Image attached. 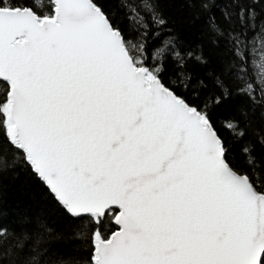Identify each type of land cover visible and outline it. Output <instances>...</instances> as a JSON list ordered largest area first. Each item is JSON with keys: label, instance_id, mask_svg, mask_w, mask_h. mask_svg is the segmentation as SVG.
<instances>
[{"label": "snow or ice", "instance_id": "1", "mask_svg": "<svg viewBox=\"0 0 264 264\" xmlns=\"http://www.w3.org/2000/svg\"><path fill=\"white\" fill-rule=\"evenodd\" d=\"M114 3L126 28L98 0H0V168L10 153L81 222L68 233L38 223L10 264H264V164L245 146L247 168L234 167L208 111L231 86L215 76L217 94L198 103L207 84L188 62L207 61L166 29L161 0ZM232 3L228 27L213 17L212 28L241 65L244 115L264 118V0ZM46 238L67 251L41 248ZM12 255L0 244V264Z\"/></svg>", "mask_w": 264, "mask_h": 264}, {"label": "trees", "instance_id": "2", "mask_svg": "<svg viewBox=\"0 0 264 264\" xmlns=\"http://www.w3.org/2000/svg\"><path fill=\"white\" fill-rule=\"evenodd\" d=\"M46 2L47 0H35L37 7ZM98 2L105 11L115 14L116 21L122 27H127V22L114 0H98ZM244 2L247 4L250 0ZM210 4L211 6L205 11L201 10L198 3L192 7L183 0H161L159 7L167 20L166 29L171 30L182 49L196 54L202 53L207 61L204 65L195 60L188 62V69L194 77L202 78L207 84V88L199 93L200 98L197 102L200 103L217 94V89L213 85L215 76H220L231 86L230 95L222 99L219 104L211 103L209 100L208 111L218 135L227 148L231 163L234 167L246 169L245 157L242 154L245 146L253 148L256 160L264 164V143L261 142L264 140V118L261 117L259 110H254V115L251 112L247 116L244 115L249 102L245 95L238 92L234 83V73L241 65L233 56L232 45L212 28L213 17L221 29L227 28L224 13L227 11L234 14L236 8L232 0H210ZM255 8L260 18L264 20V3H257ZM233 26L240 30L239 21L235 20V17H233ZM167 34L165 31L161 38ZM251 36L252 33H249V37ZM229 121L238 122L240 130L244 132L243 137H238L226 126ZM6 159L8 167L0 168V227L6 228L8 235L0 238V244L13 255L4 259L2 264H10V260L17 254L27 253L36 240L38 223L46 224L55 233H68L81 223L64 213L30 168L14 165L10 153ZM23 232H28L30 238L24 242V251L21 253L15 245L17 238ZM67 243L76 244L81 249L80 256L89 255L86 242L82 246L75 241H67ZM40 247L67 251L62 243L47 238L41 242ZM16 264H19L18 260Z\"/></svg>", "mask_w": 264, "mask_h": 264}]
</instances>
